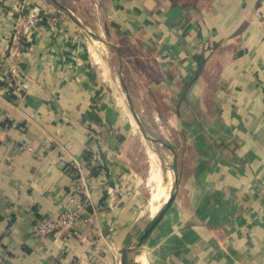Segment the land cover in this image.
Instances as JSON below:
<instances>
[{
	"label": "crops",
	"instance_id": "crops-1",
	"mask_svg": "<svg viewBox=\"0 0 264 264\" xmlns=\"http://www.w3.org/2000/svg\"><path fill=\"white\" fill-rule=\"evenodd\" d=\"M99 3L107 25L92 4V28L128 38L142 59L150 50L158 78L147 82L148 92L158 84L157 98L167 104L153 118L160 130L181 132L193 152L181 175V154L170 143L179 187L129 252L130 264H140L136 256L145 264H264V0ZM20 5L43 14L49 3L0 0L3 264H89L94 255L97 264H119L121 246L134 245L165 203L151 202L156 152L146 146L150 161L141 173L144 139L136 136L128 94L93 40L70 19L50 28L42 18L34 35L23 33ZM85 151L98 163L86 177L92 220L78 221L70 237H33L35 218L65 208L70 164H83ZM159 167L171 192L175 174Z\"/></svg>",
	"mask_w": 264,
	"mask_h": 264
},
{
	"label": "rangeland",
	"instance_id": "rangeland-1",
	"mask_svg": "<svg viewBox=\"0 0 264 264\" xmlns=\"http://www.w3.org/2000/svg\"><path fill=\"white\" fill-rule=\"evenodd\" d=\"M104 1L105 0H48L49 5L47 6V10L43 11V14L40 13L41 8H39V6H32V8L25 10V8L20 5L17 7V14H19L17 20L18 23H21V26H23V23H27L29 15H32V19H36L33 23H31V27L29 29V31H32L31 33L33 35V32L36 31L38 27L36 26V21L42 18V22L44 21L43 24L50 28H56L61 25L65 19H70L79 29L83 31V34H87L91 38L90 40H93L98 50L101 51L102 55L106 57L107 62L112 68V72L119 74L120 79L123 81V84H121V91L124 96L125 93L128 94L133 108L136 111V115L142 122L145 131L149 136V138H145L137 122L135 121L136 124L133 122V125L137 130V138H139V140L142 138L144 139V148L137 146V163L140 166L138 168L140 169L141 173H144L147 170L148 161H150V157H148L146 154V146H148L152 151L157 153V159L160 161L159 164L161 163V167L163 166L167 169L171 168V172L174 174L173 153L170 148L171 143L174 144V147H177L178 152L181 154L180 156L176 157V161L177 167L181 168L180 172L181 175H183V168L189 165L187 162H184L183 159L192 155V148H188L187 153L184 145L182 144V133L179 131H170V134L169 131L167 132L166 130H160L153 118L152 114L154 109H157L160 112L165 111L167 104L165 100L164 102L163 100L160 101V99L157 98L159 94V87H157L158 84H153V87L155 88L154 92H148L151 89H149L147 85L152 84L147 82L158 78L156 71L153 70V68L150 67L151 65L149 66L148 63V60H152V53L150 50H146L145 53L147 56H144V59H142L140 56L142 55L141 51L143 50L138 45L137 47L134 46V44L131 43L128 38H116V36H112L111 34L106 35L104 32H97L93 31L94 29H92L91 21H93L95 18V16H93L95 11L92 9V4H99L98 9L101 20L98 18V21L101 23V25H107L106 21L101 15L102 10L99 3ZM60 5L67 6L71 16L62 10ZM29 31L26 33H29ZM93 35H101V38L105 42H100V40ZM128 111L127 114H129ZM128 116H130V114ZM164 135H166L167 138ZM184 153H187V155H184ZM118 262L121 264L120 259Z\"/></svg>",
	"mask_w": 264,
	"mask_h": 264
},
{
	"label": "built area",
	"instance_id": "built-area-1",
	"mask_svg": "<svg viewBox=\"0 0 264 264\" xmlns=\"http://www.w3.org/2000/svg\"><path fill=\"white\" fill-rule=\"evenodd\" d=\"M36 20V19H35ZM35 20L29 15L27 23L24 25V31H29L31 23ZM14 72V70H12ZM92 158L88 163L86 160L83 164L72 162L70 172L72 177V190L68 197L65 208L58 215H45L35 218L31 225V235L35 238L51 236L54 238L70 237L76 233V223L80 220L90 222L92 214L90 213L89 192L86 177L92 174V168L95 170L98 165ZM114 194L109 191V204L114 200ZM98 256H92L89 264H97ZM3 255L0 252V264H3Z\"/></svg>",
	"mask_w": 264,
	"mask_h": 264
},
{
	"label": "water",
	"instance_id": "water-1",
	"mask_svg": "<svg viewBox=\"0 0 264 264\" xmlns=\"http://www.w3.org/2000/svg\"><path fill=\"white\" fill-rule=\"evenodd\" d=\"M60 6H61L62 10H64L67 14H69L71 16V13H70V11H69V9H68L67 6H64V5H60ZM93 36H95L100 41L105 42L101 38V36H99V35H93ZM128 100H129V106H130L131 112L133 114V117L135 118V121L137 122V124H138L141 132L143 133V135L145 136V138H149L147 132L145 131V128H144L142 122L139 120V118L136 115V112H135V110L133 108L132 102L129 99V97H128ZM171 150L173 151L174 156L176 157V152L174 151V149L171 148ZM173 169H174L175 177H174V182H173V186H172L171 192H170L167 200L162 205V207L157 212V214L152 218V220L143 228V230L141 231V233L138 235L137 242L134 245H130L128 243H125V244H123L121 246V249H120V260H121V264H130V262H129V252L136 251V250H138L140 248L143 240L145 238H147V236L155 228V226L158 224V222L161 220V218L164 215V213L167 211V209L170 207L171 203L173 202V200H174V198L176 196L178 187H179L178 172H177V168H176L175 164L173 166Z\"/></svg>",
	"mask_w": 264,
	"mask_h": 264
},
{
	"label": "bare ground",
	"instance_id": "bare-ground-1",
	"mask_svg": "<svg viewBox=\"0 0 264 264\" xmlns=\"http://www.w3.org/2000/svg\"><path fill=\"white\" fill-rule=\"evenodd\" d=\"M99 5V4H98ZM94 7V6H93ZM94 9V8H93ZM96 11V10H95ZM94 13V12H92ZM100 16V15H99ZM89 17V15H88ZM93 29V28H92ZM95 31V30H93ZM100 58V57H99ZM101 60V59H100ZM100 62V61H98ZM102 65V64H101ZM109 73V72H108ZM106 74V73H105ZM157 111V110H156ZM158 117V116H157ZM165 125V124H164ZM161 126V125H160ZM150 153V152H149ZM150 155V154H149ZM151 160H152V170H151V178L153 179V181L155 182V191L152 193V198H151V202L153 203L154 201H159V206L164 203L169 194H170V191H169V185L166 186L164 184H162L161 182V176H160V167H159V163H158V159H157V156H156V153H152L151 155ZM172 160V159H171ZM148 161V160H147ZM154 164V165H153ZM151 168V167H150ZM170 177V176H169ZM149 185V184H147ZM151 188V187H150ZM151 194V193H150ZM149 199V198H148ZM152 206V205H151ZM156 209V208H155ZM157 212V211H156ZM154 212V213H156ZM145 255V254H144ZM137 257V260L140 264H145V261H144V258L142 256H136ZM136 259V258H135Z\"/></svg>",
	"mask_w": 264,
	"mask_h": 264
},
{
	"label": "trees",
	"instance_id": "trees-1",
	"mask_svg": "<svg viewBox=\"0 0 264 264\" xmlns=\"http://www.w3.org/2000/svg\"><path fill=\"white\" fill-rule=\"evenodd\" d=\"M91 156H92V154H91V152H88V151H85L84 152V154H83V158H84V160H86L88 163L90 162V160H91ZM97 169V168H96ZM96 169L95 170H93V168H92V174L94 175V174H96Z\"/></svg>",
	"mask_w": 264,
	"mask_h": 264
}]
</instances>
